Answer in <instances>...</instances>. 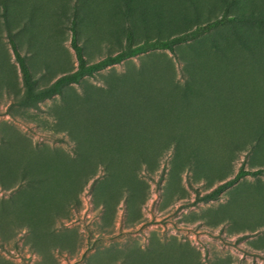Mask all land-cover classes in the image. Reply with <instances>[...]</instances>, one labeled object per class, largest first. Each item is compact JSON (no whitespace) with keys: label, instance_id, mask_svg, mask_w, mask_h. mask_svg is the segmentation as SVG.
Wrapping results in <instances>:
<instances>
[{"label":"rangeland","instance_id":"rangeland-1","mask_svg":"<svg viewBox=\"0 0 264 264\" xmlns=\"http://www.w3.org/2000/svg\"><path fill=\"white\" fill-rule=\"evenodd\" d=\"M242 163L264 0H0V264H264V174L201 200Z\"/></svg>","mask_w":264,"mask_h":264},{"label":"trees","instance_id":"trees-1","mask_svg":"<svg viewBox=\"0 0 264 264\" xmlns=\"http://www.w3.org/2000/svg\"><path fill=\"white\" fill-rule=\"evenodd\" d=\"M8 40H9V44L13 50L15 60H16L17 64L19 65V68L21 70L24 81L28 85L33 84V80L31 78L25 57L20 53L15 40L13 39V37L10 34L8 35ZM71 45H72V47L76 53V56H77L79 63L83 64L84 58H83L82 48L79 45V43L77 42V33H76V28L74 25L72 26V42H71ZM159 46H163V47H165L171 51L174 50V47H173L171 42L170 43L169 42H160ZM121 59H122L121 54L108 55L106 58L89 65L88 70H90L91 72H95V71L105 67L106 65L118 63L119 61H121ZM262 174H264V168H258V169L250 170V169H246L244 167V163H242V165L240 166V168L238 169V171L236 172V174L233 177H231L230 179L220 183L211 192L202 195L201 200L216 199L223 191H225L229 187L235 185L240 179L244 178L245 176H248V175L258 176V175H262Z\"/></svg>","mask_w":264,"mask_h":264}]
</instances>
